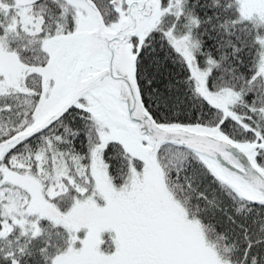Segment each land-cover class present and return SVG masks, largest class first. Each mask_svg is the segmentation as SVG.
Masks as SVG:
<instances>
[{
    "label": "snow or ice",
    "instance_id": "snow-or-ice-1",
    "mask_svg": "<svg viewBox=\"0 0 264 264\" xmlns=\"http://www.w3.org/2000/svg\"><path fill=\"white\" fill-rule=\"evenodd\" d=\"M0 264H264V0H0Z\"/></svg>",
    "mask_w": 264,
    "mask_h": 264
}]
</instances>
